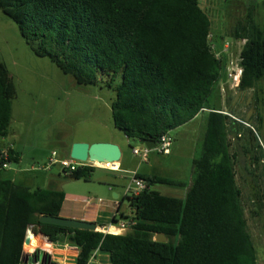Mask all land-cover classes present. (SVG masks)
Wrapping results in <instances>:
<instances>
[{
  "label": "trees",
  "instance_id": "1",
  "mask_svg": "<svg viewBox=\"0 0 264 264\" xmlns=\"http://www.w3.org/2000/svg\"><path fill=\"white\" fill-rule=\"evenodd\" d=\"M0 9L16 23L35 55L49 57L79 84H97L102 77L110 78L109 87L116 84L114 125L131 141L157 142L208 110L202 150L193 160L185 198L153 189L183 182L138 173L148 189L123 198L137 224L122 235L42 224L43 216L60 217L66 195L52 187L32 190L2 179L3 164L20 160L9 149L7 160L0 157V264H31L43 258L41 250H49L43 238L25 246L28 252L40 249L31 260L25 253L32 225L51 243L78 240V245L73 243L81 247L76 264H95L89 263L95 250L107 253L110 264H258L238 175L248 180L253 200L261 204V211L251 214L264 219V149L256 140L255 150H242L243 168L236 169L238 155L228 140L230 118L211 101L216 86L221 94V83L227 81L229 48L225 37L213 34L212 18L200 0H0ZM223 36L244 41L238 89L251 91L254 102L264 107V26L254 7ZM15 96L10 72L0 62V138L11 126ZM257 120L263 124L262 113ZM95 170L81 166L63 173L71 180L90 181ZM159 234L167 242L156 241Z\"/></svg>",
  "mask_w": 264,
  "mask_h": 264
},
{
  "label": "rangeland",
  "instance_id": "2",
  "mask_svg": "<svg viewBox=\"0 0 264 264\" xmlns=\"http://www.w3.org/2000/svg\"><path fill=\"white\" fill-rule=\"evenodd\" d=\"M200 4L212 18L213 34L221 38L225 37L226 41L223 42L224 46L229 48L228 61L238 62L244 42L223 35L230 34L237 22L245 19L250 6L255 9L257 21L264 26V1L200 0ZM215 35H213L214 39ZM0 62L7 66L16 88L12 123L7 136L0 138V146L14 144L20 155L18 162H11L9 169L2 170V179H12L32 190L51 187L61 190L70 200L66 203L68 209L74 207L73 200L81 204V200L89 199L95 201L93 204L98 202L103 205L106 199L114 197L110 188L123 193L129 183V179L121 178L123 174L96 167L97 170L90 181H76L66 178L59 164L52 165L49 170L45 169L54 152L57 153L58 159H67L70 157L68 152L73 145L83 142L120 143L122 162L127 167L140 166L145 172L150 171V166L155 167V174L158 176L180 181L186 185L190 183L193 159L200 155L199 140L205 134L206 126L202 118L189 127L178 128L171 132L173 139L171 156H163L153 150L149 156V163H141L133 154L132 148H143V144L128 140L114 125L111 104L116 97V84L109 87L107 84L109 77H102L97 84H79L74 76L65 74L49 57L35 55L31 46L22 37L16 23L1 9ZM229 80L230 84H228ZM227 81V84L222 82L220 86L222 88L220 108L223 112L248 122L251 126L258 125L257 115L262 113L264 116L263 105L254 102L251 91L241 92L237 87L235 88L237 82L233 78L230 79L228 73ZM218 88L216 86L212 104L219 99ZM244 134L247 136L246 132ZM232 138L234 140L230 138L233 146L231 152L233 154L237 152L239 162L236 169L239 171L244 164L242 148L255 150V142L251 141V138L247 141L248 138L245 136L239 138L234 135ZM238 183L243 192L248 229L258 251V264H264V219H258L259 216L255 217L251 214L261 211V204L253 200L254 191L248 180L245 181L240 174ZM153 189L167 196L182 197L186 193L183 186L156 184ZM99 200L103 202L100 203ZM122 200L123 197L120 201ZM122 211L132 216L128 200H123ZM46 242L49 250H41L44 254L43 258L35 259L36 262L38 260L43 262L44 257L51 256L52 263L59 264L64 262V258L72 259L73 254L70 252L74 250L70 249V246L74 245L73 243L77 244L78 240L71 241L65 238L57 243H51L49 240ZM57 248L67 249V252H60L56 250ZM37 250L40 249L33 251Z\"/></svg>",
  "mask_w": 264,
  "mask_h": 264
},
{
  "label": "crops",
  "instance_id": "3",
  "mask_svg": "<svg viewBox=\"0 0 264 264\" xmlns=\"http://www.w3.org/2000/svg\"><path fill=\"white\" fill-rule=\"evenodd\" d=\"M226 82H228V81H226ZM230 82L231 81L229 80L228 84H230ZM238 86H239V84L237 83L235 85V88L236 87L238 88ZM220 89H222V88L220 87ZM217 96L219 98L218 99L219 101L218 100L216 101L217 104H218L217 108H220V105H222V96H221L220 93H218ZM223 114L229 116V118H230V120L228 121V132H229L228 133V140H229V144H230V150H232V148H233V146H231V143H230V138H231V140H234L232 138V137H234V135L239 136V138H243L245 136V137L248 138L247 141L249 140V138H252V141H254L255 143H256V140H258V142L261 144V146L264 149V120H263V124L262 125L258 124L256 126H251V125H249L248 122H245L243 120H239L238 118H236V117H234L232 115H229L226 112H223ZM204 115H206V116H204ZM199 118L203 119V121L205 123V126L207 127L208 110L204 111L202 114L198 115L194 120H192L190 123L186 124L185 126L180 127L179 129H182L184 127H189L190 125H192ZM263 118H264V116H263ZM239 125H243V126H239ZM206 127H205V132H206ZM255 127H257V130H256ZM238 129H241V131H238ZM238 132H240V133H238ZM244 132H246L247 136L244 134ZM204 138H205V134L199 140V146L201 145V150H202V145H203V142H204ZM201 141H202V143H201ZM0 144H1V142H0ZM118 144H119V146H121L120 143H117V145ZM141 144H143V143H141ZM9 145H13L14 146V144H9ZM9 145H7V146L3 145L4 147L0 146V148L4 149L5 147H8ZM14 149L17 151L15 146H14ZM71 150L72 149H70L69 152H68V154L70 155L69 158H71ZM242 150H245V148L244 149L242 148ZM17 153H18V151H17ZM171 155H172V152H171V154L169 156H171ZM69 158H67V159H69ZM63 159H66V158H63ZM118 165L119 166L117 167L118 170L116 171V173L123 174V176L121 177L122 179H129L130 173H132L134 171H137L139 174H143V175H147V176L156 175L155 174V167H151L150 166L149 167L150 171L145 172V171H142V167H140V166L127 167L124 164V162H122V159H121L120 163H118ZM190 185H191V180H190L189 184H187V185L185 184L183 186V187H185V192L186 193H187V190L190 187ZM109 190L111 191V194L114 195V197L112 199H106L104 201L103 205L99 204L98 202L96 204H93L95 201H91V203H88L89 199L88 200H81V204H79V202L73 200L72 202L74 203V207H72L71 209H68L67 206H66V203H67V201H70V200L66 196L65 202L63 204V207H62V210H61V213H60V217L69 218V219H76V220H81V221H86V222H93V223H96L98 225L100 224V226H102V227H98L99 229H102L104 226H106V227L109 226L110 224L114 223V221H113L114 217L119 218L115 214L118 212V209H119V206H120V203H121V201H120L121 198L125 197V189H124L123 193H120L118 190H115L114 188H110ZM186 193L182 197H178V196H175V195H169V196L177 197V198H180V199H184L185 196H186ZM115 196H117V197H115ZM122 206H123V204H122ZM122 206H121L120 213L121 214H125V212L122 211ZM43 239H45V241H48L46 237H43ZM24 246H26V245H24ZM70 249L74 250V252H70V253L73 254L72 259L71 260H65L66 258H64L63 259L64 262H61L59 264H76L77 263V256L79 254V251L81 250V247L72 245V246H70ZM56 250H58L60 252H65V253L67 252V249H59V248H57ZM89 263L110 264L109 255L107 253L101 252L99 250H95L91 254Z\"/></svg>",
  "mask_w": 264,
  "mask_h": 264
},
{
  "label": "built area",
  "instance_id": "4",
  "mask_svg": "<svg viewBox=\"0 0 264 264\" xmlns=\"http://www.w3.org/2000/svg\"><path fill=\"white\" fill-rule=\"evenodd\" d=\"M228 48V47H226ZM227 73L229 74L230 79L233 78L235 82L238 84L240 83V78L242 75V67L240 65V61L238 62L231 60L227 65ZM172 145H173V139L171 133H167L162 135L159 140L157 141V146L154 149L148 148L145 144H143V148H134L133 154L139 158L141 163H148L149 162V156L150 153L154 150L158 154L163 156H169L172 152ZM13 145H9L8 147H5L0 151V157L4 158L5 160L9 157V149H13ZM59 164L63 171H67V173H71L78 169L81 166H91V167H100L111 171H117V169H113L107 166H97L95 163H83L80 161H77L75 159L69 158V159H58L57 153L54 152L52 154V158L50 162L46 165L45 169H50L52 165ZM10 163H4L2 168L3 169H9ZM148 189V182L142 178L138 177V172L134 171L130 173L129 177V183L127 184L125 188V196L126 197H136L139 196L142 192ZM100 203H102V200H99ZM88 203H91V200H88ZM116 216H121L120 211L116 213ZM116 218V217H114ZM137 224V221L132 217L128 216L126 218H118V220L109 226H104L102 229L97 228V232H102L104 234H114V235H122L129 231H131L135 225ZM107 229V231H106ZM28 257H31L34 254V251L25 252ZM31 259V258H30ZM31 264H43L41 260H38L37 262H33Z\"/></svg>",
  "mask_w": 264,
  "mask_h": 264
},
{
  "label": "water",
  "instance_id": "5",
  "mask_svg": "<svg viewBox=\"0 0 264 264\" xmlns=\"http://www.w3.org/2000/svg\"><path fill=\"white\" fill-rule=\"evenodd\" d=\"M148 148L154 149L157 146V142L148 140L143 142ZM71 158L83 163H104V164H116L120 163L122 159V150L119 145L114 143H75L71 150ZM117 197V196H115ZM42 224H50L60 226L64 228H71L77 230L96 231L97 224L93 222H86L76 219H69L63 217L43 216L40 218ZM45 237L39 226H29L24 245H29L33 239H40ZM158 242H167V237L163 234H159L155 237ZM29 260V257H28ZM33 262H36L34 259ZM44 264H55L51 262V258L44 257Z\"/></svg>",
  "mask_w": 264,
  "mask_h": 264
},
{
  "label": "bare ground",
  "instance_id": "6",
  "mask_svg": "<svg viewBox=\"0 0 264 264\" xmlns=\"http://www.w3.org/2000/svg\"><path fill=\"white\" fill-rule=\"evenodd\" d=\"M97 166H107V167H110V168H113V169H117V167L119 166L118 163L116 164H104V163H97Z\"/></svg>",
  "mask_w": 264,
  "mask_h": 264
},
{
  "label": "flooded vegetation",
  "instance_id": "7",
  "mask_svg": "<svg viewBox=\"0 0 264 264\" xmlns=\"http://www.w3.org/2000/svg\"><path fill=\"white\" fill-rule=\"evenodd\" d=\"M34 261V260H33Z\"/></svg>",
  "mask_w": 264,
  "mask_h": 264
}]
</instances>
